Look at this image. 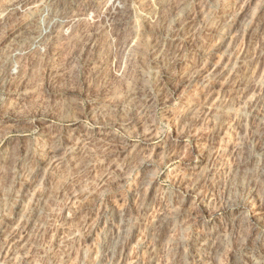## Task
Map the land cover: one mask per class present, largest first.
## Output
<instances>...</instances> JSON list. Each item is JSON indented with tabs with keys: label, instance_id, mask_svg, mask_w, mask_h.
I'll use <instances>...</instances> for the list:
<instances>
[{
	"label": "rangeland",
	"instance_id": "374dc122",
	"mask_svg": "<svg viewBox=\"0 0 264 264\" xmlns=\"http://www.w3.org/2000/svg\"><path fill=\"white\" fill-rule=\"evenodd\" d=\"M0 264H264V0H0Z\"/></svg>",
	"mask_w": 264,
	"mask_h": 264
},
{
	"label": "bare ground",
	"instance_id": "6f19581e",
	"mask_svg": "<svg viewBox=\"0 0 264 264\" xmlns=\"http://www.w3.org/2000/svg\"><path fill=\"white\" fill-rule=\"evenodd\" d=\"M68 13H70V11H64V13L62 12V13H59V14H54L53 13V15L51 14L52 17L49 16L50 19H51V21L49 22L50 23L49 26H42L40 24H35V26L33 28H31L30 36L35 41L41 40L45 36V33L47 32L48 29L50 30V28H51L52 30H55V29H57V27L63 26V24L66 22V18H68L67 17ZM44 25H46V24H44ZM229 211H230L229 212L230 215L232 214V215L238 216L242 212V207L236 205V206L231 207L229 209ZM230 218L233 220L232 217H230ZM203 241L204 240H202V242H200V245L198 244L199 242L197 243L198 244V253L200 254L201 258L204 257L206 255V253L209 254V252H210V248L205 243L206 241L205 242H203ZM201 258H199V259H201Z\"/></svg>",
	"mask_w": 264,
	"mask_h": 264
}]
</instances>
